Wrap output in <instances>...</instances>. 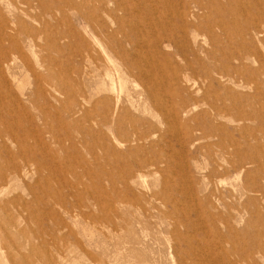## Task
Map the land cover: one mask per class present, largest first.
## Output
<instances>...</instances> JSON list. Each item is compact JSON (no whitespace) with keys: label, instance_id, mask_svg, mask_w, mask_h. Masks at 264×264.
<instances>
[{"label":"rangeland","instance_id":"obj_1","mask_svg":"<svg viewBox=\"0 0 264 264\" xmlns=\"http://www.w3.org/2000/svg\"><path fill=\"white\" fill-rule=\"evenodd\" d=\"M30 4L45 41L23 52L45 68L0 81V264H264V0H167L158 61L190 80L141 97L119 68L117 100L96 46L132 59L113 23Z\"/></svg>","mask_w":264,"mask_h":264},{"label":"bare ground","instance_id":"obj_2","mask_svg":"<svg viewBox=\"0 0 264 264\" xmlns=\"http://www.w3.org/2000/svg\"><path fill=\"white\" fill-rule=\"evenodd\" d=\"M34 1L37 3V0H34ZM62 1H63L65 6L73 7L74 9L76 8L77 10H84L85 7H87L88 10L91 11L92 13H95L96 16L102 15L103 17H105V19L107 18L108 19L107 22L109 21L110 23H113V25L115 26L116 33L120 36H123L126 43L129 44V46L131 48L132 59L127 58L125 55V51L123 49L120 50L119 47L115 43L112 42L113 35H111V34H106V36H104V38H107L106 43L104 41L101 42V40L99 38V43L101 45L96 44V46L98 47V52L105 59L104 70H105V74H106L105 78L107 79L108 87H107V89H102V91H107V92L113 94V96L115 97V100H117L118 97H120L118 95L123 93V89H125L123 86L125 78H123L122 75L119 73V68L122 69L121 73L126 74L128 76H134L135 77L134 79L136 80L135 82L140 81V85H139L140 91L138 93L141 95V97H143L145 95L146 97H150V98L155 97L156 98L157 95L155 96V93L158 92L156 94L159 95L160 88H163L165 86V84L167 82V78H169L170 74H171L170 76L172 77V79L181 78L182 81L185 83H186V81L190 80V78L187 76H178L177 73H175V72L172 73V72L168 71L167 70L168 67L165 68V64L162 65L159 63V61H161V59L158 61V58H159L158 55L162 52L161 51L162 43L160 42V40L162 41L161 34L164 33V31H165V28H163V26L161 25L162 23L159 20H165L166 19L165 11L168 10L167 0H161L160 2H159V0H78V2H74V0H62ZM16 2H18L19 4L16 5ZM170 3H172V2H170ZM110 4L113 7V12H119L121 14L120 16H118V15H112L111 16L112 12H110V11L112 10V7L109 8ZM176 4H174V5H176ZM19 5H22L24 8L21 9L18 14H15L14 10H12V9L18 10ZM39 6H41L40 3H39ZM164 6L167 7V9H164ZM31 7L32 6L30 4V0H19V1H16V0L15 1L14 0H0V81H1V79L4 80V81H1L3 84L4 83L6 84V82H7V83H10L12 85L15 83V80H16L15 78L11 77L12 74L9 77H4L3 74L5 72H7V74H8V72L20 70L23 73H26V72L29 73V75L31 72L33 77L35 76L36 79H39V76L37 75V71H40L41 68H45L44 66L39 64L38 60H34L35 66L37 69V71H35L33 65L28 63V61L26 60L25 54L23 52V49L25 47L28 50H29V47H31L32 49H35L36 47H38L40 50H42L43 49L42 45H43V42L45 41V30H42V27L44 25H46V21L43 23V22L39 21L40 19L31 18L33 21H36V22L39 21V25H40L39 28H35L33 31L27 30V24L23 22L25 19H27L26 12H28V10H30ZM36 7H37V4H36ZM189 8L190 7H188V9ZM60 10L61 9L59 8L58 12ZM163 10H165V11H163ZM70 13H71V11H70ZM186 14L183 13V15H181V16L179 15V16L181 17V19L185 20ZM81 16H83V18H84L83 13L81 14ZM132 17L135 19V21L132 20ZM187 17H189V16H186V18ZM54 19H56V18H54ZM128 19H130L132 21H128ZM97 24H98L97 28H99L100 24H102V23L98 20ZM263 24H264V22H263ZM249 27L251 29H253V31L255 32V34H254L255 36L256 35L259 36L262 33H264V29L260 28L257 24H251V25H249ZM249 27L247 26L246 29H249ZM125 28L129 29L130 32L135 30V33H134L135 37L132 39L133 42H131L132 41L130 39L131 36L129 38H128V36H126L127 34L125 33ZM99 30H100V28H99ZM174 31H172V32L174 33ZM183 31H184V29H183ZM183 31H182V35H184ZM188 31H189V29H188ZM91 32L96 36L98 35V33L96 32V30L94 28L91 29ZM179 32H180V30H179ZM190 32H191V30H190ZM173 35H175V34H173ZM169 37H171V36L168 35L166 38L168 39ZM61 39H62V37H61ZM180 40L183 41L182 39H180ZM192 40L194 41L195 38L192 37ZM179 45H181V44H179ZM166 47H167V45L164 46V48H166ZM185 49H187V48H185ZM199 49H200V47H199ZM184 52H185V50H184ZM90 53L89 52L85 53L83 56L80 55V57L82 56V59H84V61L86 60V62L88 63V62H90V59H91ZM95 56L97 57L96 54H95ZM97 59H98V57H97ZM192 59H194V58H192ZM40 62H42L44 64L45 63L44 58ZM192 62H193V60H192ZM91 63H93V62H91ZM84 65H86V64H84ZM46 69L48 70V67ZM82 69H83V67H82ZM182 70L184 71V69H182ZM188 70H190V69L188 68ZM189 73H191V72H189ZM203 78H205V77L203 76ZM213 78H214V76H213ZM132 81H134V80H132ZM147 83L151 84V88H153V90L155 92H153L152 90L149 91V89L147 87ZM114 84H117L118 90L113 89ZM100 85L102 86L103 83L101 82ZM192 86L195 87V85H192ZM101 88H103V87H101ZM115 88H116V86H115ZM134 90H135V88H134ZM169 92L171 93L170 90H169ZM126 96H125V98H126ZM159 99H157V100H159ZM108 100L109 99H106L107 103H108ZM163 107L165 108L164 105H163ZM169 112H170L169 113L170 118L175 121L177 113L172 111L171 109ZM0 138H1V136H0ZM230 158H229V160H230ZM229 163H231V162H229ZM13 170H14V176L13 177L16 179L18 177L23 176V174L25 173L24 169L14 168ZM210 250H211V248H210ZM198 251L199 250H197V252ZM200 256H201V254H200ZM205 258H207V257H205ZM204 261H205V259H204ZM204 261H202V262H204ZM211 262H209V263H211ZM214 263L216 264V262H214Z\"/></svg>","mask_w":264,"mask_h":264}]
</instances>
